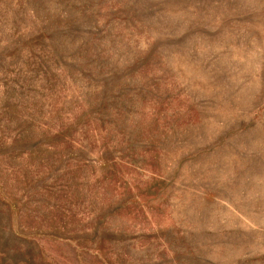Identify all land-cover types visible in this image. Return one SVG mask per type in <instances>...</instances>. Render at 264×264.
<instances>
[{"label": "rangeland", "instance_id": "obj_1", "mask_svg": "<svg viewBox=\"0 0 264 264\" xmlns=\"http://www.w3.org/2000/svg\"><path fill=\"white\" fill-rule=\"evenodd\" d=\"M0 264H264V0H0Z\"/></svg>", "mask_w": 264, "mask_h": 264}]
</instances>
